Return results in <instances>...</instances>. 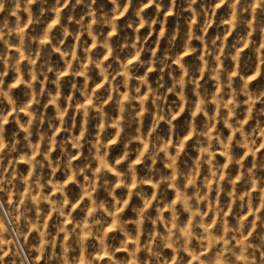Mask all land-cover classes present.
Listing matches in <instances>:
<instances>
[{
    "label": "clouds",
    "instance_id": "1",
    "mask_svg": "<svg viewBox=\"0 0 264 264\" xmlns=\"http://www.w3.org/2000/svg\"><path fill=\"white\" fill-rule=\"evenodd\" d=\"M0 264H264V0H0Z\"/></svg>",
    "mask_w": 264,
    "mask_h": 264
}]
</instances>
